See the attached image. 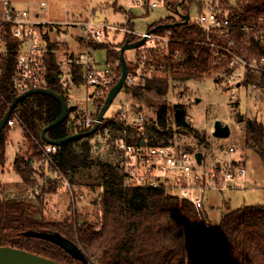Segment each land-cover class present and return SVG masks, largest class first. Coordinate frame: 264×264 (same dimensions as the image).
I'll return each mask as SVG.
<instances>
[{"label": "trees", "instance_id": "1", "mask_svg": "<svg viewBox=\"0 0 264 264\" xmlns=\"http://www.w3.org/2000/svg\"><path fill=\"white\" fill-rule=\"evenodd\" d=\"M197 1L183 0L182 12L191 14L195 5L202 12ZM179 2L180 0H165L167 7L174 12ZM237 3L231 10L232 16L239 15L235 29L225 36L213 35V40L226 46L232 44L234 51L247 56L264 55V46L244 31L245 27H257L261 19L264 20V0H238ZM129 18V26L134 27L133 14L130 13ZM183 21L180 16L176 18L172 15L149 26L148 30H151L162 24H173L169 28H157L156 32L171 30L173 37L180 40L172 44V49L180 50L185 59L175 64L170 74L161 78L148 80L140 85H124L125 90L136 99H143L150 92L159 96L166 95L169 91V79L200 80L206 73L225 71L224 66L212 63L210 48L205 44L206 31L191 19L188 23ZM48 38L47 36V40ZM126 39L127 37L119 44V48ZM138 39L139 37L132 36L133 41ZM54 47L49 44L48 88L67 100L69 88L65 80L60 78L62 71L52 52ZM118 47L95 45L94 49H106L107 65L113 67L118 64L120 69ZM9 49L0 74V117L8 111L14 94L11 75L17 48L16 42L11 39ZM127 62L129 72L134 71L136 66L128 59ZM70 74L75 84H84L82 65L72 63ZM243 84L246 87L256 85L264 91V72L249 73ZM104 101L105 99L100 100L95 117ZM61 112L62 107L57 99L45 94H34L23 99L11 116L12 120L23 127L24 145L27 149L25 154L16 155L13 170L20 177V184L30 191V195L8 197L0 194V245L22 248L64 264H264V205L234 209L223 215L219 224L214 225L204 210L199 213L191 201L172 195L163 187H124L117 161L119 155L113 141L104 145L110 150V154L115 155L108 161L93 158V150L103 145L92 144L89 136L68 141L56 152L47 154L45 149L48 144L41 133ZM155 112V120L145 130L144 137L149 143L171 144L170 140L176 133L198 139L199 144L205 142V137L198 131L177 123L167 104H162ZM70 115L71 113L64 122L50 129L47 136L61 139L87 131L74 127ZM109 119V126L113 127L115 137L124 124L118 116ZM100 128H103L102 125ZM9 131L10 126L7 125L0 134V166L3 167L7 163ZM245 141L247 145H253L264 160V124L261 121H247ZM192 146L189 145L188 148ZM188 148L186 149L190 150ZM37 162H41L42 168H50L58 177L65 178L72 186L101 188L102 192L95 202L100 215L97 214L96 219L91 220L77 213L72 212L71 215L70 212L62 220L47 219V201L44 195H56L58 185L50 179L42 192H37V180L34 176V164ZM30 231L59 233L80 248L84 259L73 256L63 246L49 239L29 236L27 233Z\"/></svg>", "mask_w": 264, "mask_h": 264}, {"label": "rangeland", "instance_id": "2", "mask_svg": "<svg viewBox=\"0 0 264 264\" xmlns=\"http://www.w3.org/2000/svg\"><path fill=\"white\" fill-rule=\"evenodd\" d=\"M13 1L17 8L26 9L31 13H40L42 21L55 23L53 40L62 44L54 45L57 49L55 56L61 71L67 77L64 79L69 85L68 88H70L68 94L73 101L80 104V106L88 107V110L93 113L94 111L96 112L97 105H94L91 99L87 101L88 91L86 86L84 84L71 85L72 76L71 74L69 76L66 75L71 70L69 62L74 58L75 53L84 52L89 47L85 39L86 33L83 24L93 20V23L106 27L105 38L100 43L92 44L90 47L102 45L114 48L118 47L126 37H129L127 36L128 32L125 30V28L129 27L128 22L125 21L126 16L123 12L115 11L114 7L116 4L118 8L124 7L131 11L127 13L128 16L130 13L133 14L132 23L136 32L148 31L150 25L167 16L174 15L179 18L177 13L169 9L164 3H160V6L156 9H147L151 0H145V4L142 6H136L137 4L130 2V0ZM237 1L198 0L197 2L200 3L199 9L201 8L200 10L204 11L209 7L215 10L217 7H228L232 10L234 8L232 6L238 4ZM42 3H45V6ZM95 9H101L108 14L106 22L102 19L94 20ZM198 18L199 11L194 6L191 10V21H198ZM123 22L126 23L122 25ZM113 24L116 25L114 26ZM51 28L53 27L51 26ZM93 52L97 65L102 68L107 66L108 56L106 49H95ZM137 54V48L126 51L128 61L134 63V66L137 61ZM61 56L62 58H60ZM113 68L119 69L118 64H115ZM249 73L260 74L255 70H251L246 74L248 75ZM229 85L231 86L228 78L224 77L222 71H218L217 73H206L200 80L175 81L169 79V91L164 96L150 92L143 99H136L130 92L125 90L124 86L105 115L106 119L114 116L120 118V111L123 112V109L129 108L130 114L135 116L141 109L146 116L147 126L155 120V109H158L162 104L170 106L173 118L175 117L174 110L183 108L190 122L189 126L204 136L205 142L199 144L198 139H193L182 133H176L170 142L180 144L185 149L189 145H193L188 149L202 152L204 154V165L207 168L216 166L224 158H240L247 168L245 178L242 177L237 180V183L242 188H228L224 191L205 189L203 192V210L207 213L209 221L214 225L219 224L221 217L234 209L248 205H264V160L253 145H247L245 141V129L248 120L257 119L264 124V91L254 85L246 87L241 84V87L236 90V95H231L230 89L232 90L233 87ZM197 99H200V101L197 102ZM216 120H221L224 124L230 126V136L226 138L213 136ZM11 138L15 146L24 141L23 127L19 123L11 126ZM92 144L103 145L93 150V158H100L104 161L114 158L115 155L110 154V150L104 146L108 145L107 143ZM231 148L235 149L236 154L232 155ZM26 150L25 145H22L19 153L25 154ZM40 164L41 162L34 164V176L37 180L35 188L37 192H42L43 187L49 183L50 179L58 185V193L56 195L48 193L44 195L47 201V219L51 221L62 220L70 212L71 215L77 213L91 220H95L97 214L98 216L100 215L95 202L98 201L102 192L101 188L91 189L87 185L72 186L70 183V186H68L65 178L58 177L57 173H54L50 168H42ZM4 170L6 173L8 168L4 167ZM0 194L13 197L22 194L30 195V191H27L26 187L20 184V177L15 172L13 175L6 174L4 176L0 173ZM227 203L229 204L226 205Z\"/></svg>", "mask_w": 264, "mask_h": 264}, {"label": "built area", "instance_id": "3", "mask_svg": "<svg viewBox=\"0 0 264 264\" xmlns=\"http://www.w3.org/2000/svg\"><path fill=\"white\" fill-rule=\"evenodd\" d=\"M136 6L145 4V0H130ZM165 0H151L150 9H156ZM45 6V3H42ZM180 10V6H177ZM184 14V13H183ZM239 15L232 16L228 7H212L199 12L195 23L207 33L205 44L210 48L213 65L224 66L222 72L228 78L233 89L231 95L241 87L247 74L251 70L264 72V55L247 56L237 53L232 44L223 45L213 40L212 36L228 35L236 27ZM191 19V18H190ZM128 22V21H127ZM51 26L53 28H51ZM55 23L42 21L40 13H31L26 9L17 8L13 0H0V74L3 71L4 58L9 54L10 39L16 42L15 67L11 75L12 88L15 95H20L34 88H48L49 40L47 36L54 31ZM85 39L89 45L86 51L75 54L71 63L82 65L84 68V86L94 105L105 99L109 90L117 83L121 70L110 65L104 68L96 63L92 44L100 43L105 38V28L93 20L83 24ZM125 30L145 42L137 48L135 70L129 72L126 85H140L155 78H161L174 70V65L184 61L185 55L180 50L172 49V44L180 40L173 37L172 31L136 32L134 28ZM244 31L264 46V20L261 19L257 27H245ZM138 39V40H139ZM246 71V72H245ZM244 79V80H242ZM230 86V85H229ZM230 86V87H231ZM256 86V85H254ZM67 105H76L71 112V124L79 130H89L97 122L94 113L86 106H80L68 97ZM70 114V113H69ZM119 116L124 124L117 136H113V127L104 118L99 129L90 135L92 143L115 142L118 152V164L123 176V186L127 188H165L170 194L191 201L199 213L203 212L205 189L224 191L228 188H242L237 183L239 178H245L246 166L240 158L222 159L216 166L207 168L204 161L201 165L196 159V151H189L180 144L155 145L144 137L146 130V116L140 109L135 116L130 114L129 108L120 111ZM15 120L8 121V126H14ZM102 125L103 128H100ZM146 141L143 145L142 142ZM59 145L48 144L45 153H54ZM235 149L231 148L234 155ZM236 154V153H235ZM244 180V179H243ZM68 186L69 182L66 181Z\"/></svg>", "mask_w": 264, "mask_h": 264}, {"label": "water", "instance_id": "4", "mask_svg": "<svg viewBox=\"0 0 264 264\" xmlns=\"http://www.w3.org/2000/svg\"><path fill=\"white\" fill-rule=\"evenodd\" d=\"M182 1L179 2V6L182 5ZM176 13L184 19L183 23H188L190 21V14H183L179 10H176ZM99 16L101 18H104L103 13H99ZM105 20V18L103 19ZM97 21V20H95ZM173 24H162L159 25L157 28H169ZM157 28H153L149 30V32H155ZM145 38H141L137 41H132L131 35L126 39L125 43L123 46L119 49L120 51V63H121V76L117 83L109 90L104 104L101 107L100 112L97 115V122L95 125L84 132H79L72 134L70 136L61 138V139H51L47 136V132L54 128L55 126L61 124L64 122L68 117L69 113L73 112L77 106L72 105L68 106L65 98L58 92H55L49 88H34L26 91L23 94L20 95H12V103L10 104V107L6 114L3 117H0V134L3 131V129L7 126L8 121L10 120L11 116L14 114L15 109L17 105L25 98L34 95V94H45L52 96L53 98L57 99L62 107V112L60 116L48 124L46 127L43 128L42 130V138L47 144H52V145H59L61 146L62 144L78 139V138H83V137H88L95 133L100 126V123L103 121L105 118V115L107 111L109 110L110 106L112 105L114 99L118 95V93L122 90L124 85L126 84V80L129 74V65L126 59V51L129 49H136L140 45H142L145 42ZM197 102L200 101V99L196 100ZM175 120L177 123L183 125V126H189L190 122L187 119L186 116V111L183 108H177L174 112ZM231 134V128L229 125L224 124L221 120H216L214 123V131H213V136L218 137V138H226L230 136ZM143 145L146 144V141L142 142ZM196 159L199 165L203 163L204 159V154L202 152H197L196 154ZM29 236H36V237H41L45 239H49L53 242H56L63 246L66 250H68L73 256L84 259V256L81 253L80 248L65 239L63 236H61L57 232H47V231H41V232H35V231H30L27 233ZM0 264H64L62 262H59L57 260H53L51 258H47L45 256L39 255L34 252H30L28 250L22 249V248H17V247H12V246H2L0 245Z\"/></svg>", "mask_w": 264, "mask_h": 264}, {"label": "crops", "instance_id": "5", "mask_svg": "<svg viewBox=\"0 0 264 264\" xmlns=\"http://www.w3.org/2000/svg\"><path fill=\"white\" fill-rule=\"evenodd\" d=\"M196 6V5H195ZM196 8L198 9V7L196 6ZM114 9H115V11L116 12H123L124 13V15L126 16V22L130 19L129 18V16H128V13L127 12H131V11H128L127 9H125L124 7H117V4L115 5V7H114ZM103 13L104 14V18H105V22L107 21V19H108V14L106 13V12H104L103 10H101V9H95L94 10V13H95V17H94V20H99V19H104V18H101L100 16H99V13ZM132 14V13H131ZM190 17H191V14H190ZM126 22H123L122 23V25L123 24H125ZM157 22V21H156ZM114 26L116 25V24H113ZM112 25V26H113ZM133 26H134V24H133ZM132 28H134L135 29V27H132ZM57 33V32H56ZM53 34H54V31L52 32V33H50L49 35H48V37L50 38V44L51 45H62V44H59L58 42H55V40H53ZM48 38V39H49ZM133 41V40H132ZM69 49V48H68ZM67 49V50H68ZM52 52H53V54H54V56H55V54H56V52H57V49H56V47H54V50H52ZM59 52V51H58ZM65 52V51H64ZM75 54H77V53H75ZM126 54V53H125ZM63 56V55H62ZM62 56L60 57V58H62ZM75 56V55H74ZM55 58H56V56H55ZM63 61V60H62ZM57 62V61H56ZM67 62H68V59H67ZM71 65H72V63L71 62H69ZM134 64V63H133ZM100 67V66H99ZM69 74H70V72L68 73V74H66V75H68L69 76ZM60 78H67L66 76H65V74H63V72H62V74L60 75ZM65 80V79H64ZM65 84L67 85V83H66V81H65ZM71 85H73V86H76V84L72 81V83H71ZM67 86H69V85H67ZM69 90V92H70V88L68 89ZM68 97H71V96H69L68 95ZM24 137V136H23ZM22 145H24V141H22V142H20V143H18V145L17 146H15L14 144H13V140H12V138H11V127H10V131H9V139H8V142H7V145H6V157H7V163H6V165L4 166V167H6V168H8V170L6 171V173H5V170H4V167L3 166H0V173H1V175L2 176H4V175H6V174H11V175H13V173L15 172L14 170H13V163H14V160H15V157H16V155H18L19 154V150L21 149V147H22ZM2 168V169H1ZM4 171V172H3Z\"/></svg>", "mask_w": 264, "mask_h": 264}]
</instances>
